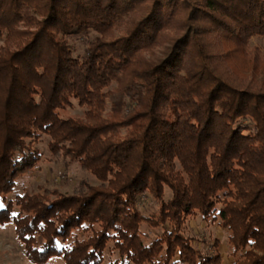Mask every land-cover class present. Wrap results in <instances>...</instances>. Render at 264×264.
<instances>
[{"label": "trees", "instance_id": "16d2710c", "mask_svg": "<svg viewBox=\"0 0 264 264\" xmlns=\"http://www.w3.org/2000/svg\"><path fill=\"white\" fill-rule=\"evenodd\" d=\"M254 37L264 0H0V225L12 223L27 259L102 264L112 242L108 264H221L218 240L209 252L186 232L200 214L225 232L231 264H264ZM74 102L83 115L64 117ZM44 136L53 159L97 183L9 198ZM142 196L158 209L143 214Z\"/></svg>", "mask_w": 264, "mask_h": 264}, {"label": "rangeland", "instance_id": "374dc122", "mask_svg": "<svg viewBox=\"0 0 264 264\" xmlns=\"http://www.w3.org/2000/svg\"><path fill=\"white\" fill-rule=\"evenodd\" d=\"M69 44L74 49V55L83 54L86 47V36L69 38ZM2 41H0V46ZM251 46H258L264 52V37H254L251 40ZM84 109L79 107L76 102L73 106L66 107L61 111L64 117H81ZM47 136L37 143L40 150L42 160L29 172L17 179V184L9 198L15 195L29 192H36L40 187L58 189L64 193H73L81 189L84 183L95 185L96 179L88 172H83L77 162L67 159H53L48 151ZM168 194V192H167ZM139 210L148 215L158 209V203L152 196H142L138 204ZM145 232H149L154 238L161 232L160 227L148 228L146 225L142 227ZM186 232L193 237L194 245L212 252V243L214 240L219 241V251L222 257L221 264H231L232 258L228 254L226 246V234L216 223L210 220L204 221L200 214L189 218L186 224ZM75 236L81 239L84 235L82 232H75ZM72 240L69 239L67 243ZM112 242L107 244L104 251V261L102 264H108L109 261L117 258V252L113 249ZM0 264H33L26 255L21 242L16 238L12 223L0 225ZM46 264H64L61 258H52Z\"/></svg>", "mask_w": 264, "mask_h": 264}, {"label": "snow or ice", "instance_id": "6c2138e0", "mask_svg": "<svg viewBox=\"0 0 264 264\" xmlns=\"http://www.w3.org/2000/svg\"><path fill=\"white\" fill-rule=\"evenodd\" d=\"M13 215H15V213H13Z\"/></svg>", "mask_w": 264, "mask_h": 264}]
</instances>
